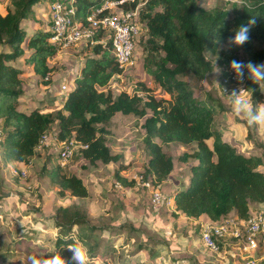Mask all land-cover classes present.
<instances>
[{
  "label": "trees",
  "instance_id": "trees-1",
  "mask_svg": "<svg viewBox=\"0 0 264 264\" xmlns=\"http://www.w3.org/2000/svg\"><path fill=\"white\" fill-rule=\"evenodd\" d=\"M44 1L12 0L11 7L3 13L0 0V49H7L0 53V167L10 162L30 164L43 135L54 125L57 141L78 142L82 146L79 155L89 164L118 163L121 156L113 155L106 144L107 126L116 114L122 113L145 118L144 144L150 159L142 169L146 179L155 177L156 185H162L174 170L173 158L164 153L163 145L194 146L191 154L179 157L182 163L190 159L196 163L191 167L189 185L172 193L175 216L179 212L188 219L206 217L220 222L235 211L239 220L246 221L257 209L255 205L264 204L262 156L241 153L237 145L225 141L223 133L214 126L218 111L197 102L195 90L184 80L191 75L204 81L216 68L207 53H214L227 44L234 37L235 29L247 25L252 16L256 17V23L250 29L249 39L240 48L232 46L231 61H239V53L243 52L247 63H264V0H243L244 4L232 15L221 5L206 10L199 0H149L141 14L149 37L148 46L143 50L157 61L156 69L148 67L147 73L169 99L156 97L145 85H142L144 101L137 93L114 94L108 89L112 79L123 70L112 55L111 41L102 43L106 34L99 30L93 36L96 42L93 54L86 57L74 87L62 96L55 115L44 114L45 107L29 113L19 110V101L24 95L21 77L25 71L14 65L24 60L45 86L51 84L46 80L52 72L49 63L61 48L50 44L53 35L50 30L28 36L23 28L24 23L32 20L35 7ZM107 1L111 0H73L76 11L73 20L87 22ZM136 6V2L124 5L125 9ZM158 6L161 11L153 13ZM256 44L263 47L257 48ZM161 53L163 57L155 56ZM247 89L255 98H262L259 85L248 81ZM44 170L47 171V167ZM63 170L58 163L47 172L52 184L59 188L57 194L88 198L89 190L84 181ZM123 170L121 165L115 171L116 183L125 188L134 187L136 181L123 177ZM87 214L83 205L58 209L52 218L59 232L53 244V257L59 254L67 264H74L68 247L82 242L80 237L76 240L74 233L88 223ZM197 226L201 229L200 223Z\"/></svg>",
  "mask_w": 264,
  "mask_h": 264
},
{
  "label": "rangeland",
  "instance_id": "rangeland-1",
  "mask_svg": "<svg viewBox=\"0 0 264 264\" xmlns=\"http://www.w3.org/2000/svg\"><path fill=\"white\" fill-rule=\"evenodd\" d=\"M11 2L12 0H1V9L3 13L6 12V8L11 7ZM51 2L52 0H46L40 4L41 7L35 8L40 18L39 21L43 20L41 23H44L43 29L45 31L50 29V16L48 10L51 6ZM139 3L142 6V14L146 4L142 0H139ZM199 4L209 11L221 5L232 15L244 4V1L199 0ZM161 9V6H158L152 12H158L161 11ZM33 20H35L33 22L36 23H30L26 26L29 31H32L34 27L40 26L39 21L36 20L35 17ZM35 32H32L30 35ZM148 38L143 28L141 39H139L136 48V63L134 67L129 70H124L121 75L114 77L108 86L115 94L126 92L133 95L137 93L144 101L145 94L142 92V85H145L154 91L153 93L156 97L163 99L168 98L159 85H157L147 73L148 67L153 68V70L156 69L157 61L151 58L146 50H143L144 46H148ZM95 45L96 44H91L85 40L70 49H61L58 55L49 63L54 74H49L48 79L51 83L53 82V78L56 79V84L54 86L51 84L48 90L44 92L40 90L42 88L41 86L44 85L43 82L38 78L37 80L32 78V74H27V78L25 79L27 96L26 99L22 98L19 101V110L29 113L37 108H49L50 105L44 101H41L40 104L33 108L28 106V101H35V97H39V95H44L45 98L48 95H56L61 99V91L59 92L60 82L65 79L68 87H74V80L71 78H73L77 71L81 69L82 65H84L86 57L93 54ZM256 47L261 48L263 45L256 44ZM4 50L7 49H0V53ZM232 54V46H229L228 43L221 46L218 51L214 53H207V57L211 59L216 68L220 71L217 73L214 70L204 81L191 75L184 77L188 86L195 90L197 102L212 106L208 101L213 104V102H215L214 99L220 101L219 97L223 100L228 98L221 93L219 87L220 80L225 76L224 74L227 75L229 71H231L228 67L231 62ZM155 56L163 57L164 54L161 53ZM239 61L247 64V57L243 52L239 53ZM219 64H222V66H219ZM14 65L22 68L25 73H27V70L31 69L29 65L24 63V60H19L15 62ZM246 79L251 81L247 72H245V78L243 80ZM61 104L62 101L60 100V105ZM26 107L27 110H24ZM215 107L217 111H220V105H215ZM59 108L60 107H56L52 114L55 115ZM225 111V109H222L218 112L220 113L219 116ZM48 113L50 112L44 114L47 115ZM228 116L229 119L231 117L228 122L231 124L235 116L232 114ZM215 126H217V124H215ZM54 127L55 125L44 134L46 138H48V141L41 143L36 153L39 162H41V158L50 159L51 163L49 165L47 163L48 161L45 162L46 164L43 162L39 165L34 164V169L30 176L27 172V178L14 177L11 174L12 169L15 167V162H10L9 165L0 167V264H49L53 257L54 240L59 232L58 229H54V227L46 224V222H48L47 220L49 218L52 219L55 217L58 209L72 204L79 206L83 205L88 212V223L84 225V228L78 232L76 231L74 236L76 240H78L79 237L83 239L82 242L79 243H83L88 249L90 257L89 264L220 263L213 258V254H211L213 252L211 251L210 253V250H206L202 244L199 235L200 229L199 226H197L198 223L191 222L190 220H180L179 223L175 224V227L174 225H168L169 222L171 223L170 220L176 223L175 220L178 219L179 216H175L174 214L170 215V212L164 210L175 211V207L174 205L168 207L166 204L154 207L152 204L153 195L151 191L143 188L139 183L140 173L145 172L142 167L130 169V171L133 172L128 179L135 180L136 183L134 187H132L133 189L127 190L125 187H122L120 183H116L115 181L114 174L120 166L115 169L111 168L113 174H111L112 172L108 173L110 169L107 165L102 162L95 165L89 164L81 158L79 151L76 149L68 163L62 166L64 168L63 171L67 175L76 174V176L81 178L89 190V197L77 199L71 198V196L69 197V194H66L65 197L59 196L57 194L58 191H54L55 188L58 190L59 188L52 184L47 175V172L51 170L48 167H54L60 163L58 152H56L54 148V137H57V132L54 130ZM229 131L230 130L225 131L223 136V139L227 142H229L230 136L232 135ZM49 143L50 146L47 147ZM177 145L182 146L181 144ZM263 145L262 142L261 146H259V150L262 149V158L264 160ZM238 150L240 151L241 147L238 146ZM41 152L43 154H41ZM143 157L144 156H142V158ZM45 167H47V171L44 170ZM260 170L264 171V166H262ZM110 176H112L111 182L109 181ZM16 178H18V180ZM134 191L136 194H139L141 198H134ZM147 191L150 193H147ZM258 206L261 209L263 208V210L256 209L252 213L264 212V204H258ZM102 208L110 212L112 211L113 214L121 212L124 218H119L118 224L111 227V223L108 220L109 218H106L105 212L101 211ZM89 211L91 212L92 220L89 219ZM154 212L160 213L159 215L162 217H167L169 221H165L162 224L155 222L154 224L153 220L147 219L148 215ZM131 214L133 217L130 216ZM136 215H140L141 220H143L142 223L140 222L141 225L138 228L139 230L135 228L133 223L141 221ZM110 218L112 219V217ZM149 220L151 222H149ZM41 224L42 226H40ZM167 227H169V230H173L167 233L165 229ZM41 229L45 230L44 235L39 232ZM50 231H53V233ZM105 231L109 232L107 233ZM40 238L42 239L40 240ZM155 240H157V242H155ZM170 240L174 241V245H169ZM198 245L199 248H196ZM218 255L225 258L224 260L232 259L237 263L239 260L240 263L238 264H246L241 257L239 248L236 246L228 249L227 253ZM256 258L257 264H264V246L260 252L256 253Z\"/></svg>",
  "mask_w": 264,
  "mask_h": 264
},
{
  "label": "built area",
  "instance_id": "built-area-1",
  "mask_svg": "<svg viewBox=\"0 0 264 264\" xmlns=\"http://www.w3.org/2000/svg\"><path fill=\"white\" fill-rule=\"evenodd\" d=\"M142 1L146 4L149 0ZM72 2L73 0H52L49 8L50 31L53 34L50 43L61 49H70L85 40L96 44L93 36L101 30L106 34L102 43L111 41L112 55L119 67L123 71L132 69L136 63L137 44L144 28L141 21L142 6L139 0L107 1L101 9L87 18V22L73 20L76 11ZM135 2L137 3L136 8L125 9L124 5H131ZM80 73L81 69L76 75ZM46 80H49L48 77ZM247 84V79L238 82L234 73L229 71V74L220 80L219 88L223 95L228 96L234 90H248ZM70 88L66 82L60 85L63 97L67 95ZM247 94L248 91L245 95ZM47 139L43 135L41 143L47 142ZM53 142L62 166L68 163L76 149L79 150L82 147L75 140L59 143L54 137ZM49 146L50 143L47 147ZM11 174L14 177L27 178L26 171L12 169ZM140 174L139 183L143 188L151 191L154 207L163 204L168 207L174 205L173 200L162 192L161 185H156L154 176L146 179L145 172ZM199 235L204 247L213 253H227L228 249L236 246L246 264H257L256 253L260 252L264 246V212L252 213L246 221L226 218L220 222H202Z\"/></svg>",
  "mask_w": 264,
  "mask_h": 264
},
{
  "label": "crops",
  "instance_id": "crops-1",
  "mask_svg": "<svg viewBox=\"0 0 264 264\" xmlns=\"http://www.w3.org/2000/svg\"><path fill=\"white\" fill-rule=\"evenodd\" d=\"M37 7H41V6L38 5ZM34 17L36 20L39 21L40 18L38 17L35 9H34V16H33L32 20L24 23V25H23L28 36L32 32L44 30L43 29L44 23L43 24L41 23V22H43V20L39 21L40 26L34 27L32 31H29L26 28V26L29 25L30 23H32V24L36 23V22H33V21H35V20H33ZM82 67H83V65H82ZM82 67H81V69H82ZM27 74H30V75L32 74L31 77L36 79V80H37V78L39 79V77L33 73L32 68L30 70H27V73H25L24 76L21 77V79L23 81V87H24V90H23L24 95L22 98H25V99L27 96V93H26L27 90L25 88L26 87L25 79L27 78ZM51 74L53 75L54 73L52 72ZM33 76H35V77H33ZM76 77H77V75H74V77L71 79L75 80ZM64 82H65V79H63V81L60 82V84H63ZM51 84H52V86H54L56 84V79L53 78V82ZM50 85H48V86L42 85L41 86L42 88L40 90L44 92L45 90H48ZM250 95H251V100H252V103L254 106L259 105V104H264V93H263L262 98H255L252 94H249V93L247 95H245V97L247 98ZM35 99H36L35 100L36 102L34 100L28 101L29 107H32V108L36 107L38 104L41 103V101H44L45 103L47 102L50 105V107L49 108L45 107V109H47V110L44 109L45 111H43V113L50 112L48 114H52L55 111V108L60 106V100L62 98L60 99V97H57L56 95L55 96L54 95H48L46 98L44 97V95H39V97H35ZM165 99L168 100L169 97L165 98ZM214 100H215V102H213V104L210 101H208L210 103V105H212V106H208L206 104L205 105L208 107H214L215 109H216L215 105H220V107H221L220 111L222 109L226 110L220 116H219L220 113H218V116L216 117V120H215V124H217V126H215V124H214L215 128H218L223 133V136H224L225 131L230 130L229 133H232V135L230 136L229 143L241 147L242 151L241 150L240 151L242 153H245L246 155L262 156L263 151H262V149L259 150V146H261L262 142L264 144V127H260V128L252 127V128H250L246 125V122L242 118H238V117H234L232 120V123L229 124L228 122L231 119V117L229 119V116H228L229 114H231V110H230L231 101H230V99L227 98L226 100H223L219 97L220 101H218L216 99H214ZM27 107L24 110H27ZM220 111H218V112H220ZM144 121H145V118L140 119L139 117H136L135 115H124L122 113H118L112 118V120L110 121L109 126L107 128L108 135H107L106 144L110 148L111 153L113 155H120L121 156V160L118 163H112V164L107 165L108 168L110 169V170L108 169L109 170L108 173L112 172L111 168L115 169L116 167H119L122 165L124 167V170L122 171L121 175L128 179L133 172V171H130L131 168H133V169L141 168L144 163H148L150 156H149V153L146 150V147L144 145V138H145V130L143 129ZM54 130L57 132L56 126L54 127ZM156 142L160 143V140L156 139ZM177 144H179V143H172V144H168V145H163L164 153H166V155H168L169 157H172L173 161H174V170L172 171L170 176L161 185L162 192L164 193V195H166L167 197H170V198L172 197V193L174 191L181 189V188H186L189 185L190 178H191V167L196 163V161L193 159H190L189 162H187V163L180 162L179 157L184 153L191 154L194 151V146L193 145H189V146H183L182 145V146H180ZM142 152H143V154H142ZM41 154H43V153L41 152ZM142 156H144V157L142 158ZM40 161L43 163L48 161L47 162L48 165L51 163L50 162L51 160L50 159L48 160V158H46V159L41 158ZM41 162H39L37 159V156H35L32 159V161L30 162V164L26 165L23 163H15V167L13 169L26 171L29 173V176H30L31 172L34 169L33 165L34 164L39 165ZM45 164H43V165L46 166ZM7 165H9V163ZM51 167H48V168L51 169ZM128 169H129V171H128ZM111 174H113V172ZM112 176L109 177L110 182L112 180ZM133 178H134V175H133ZM128 180L130 181L131 179H128ZM0 181H1V178H0ZM126 189L129 190V189H133V188H126ZM54 191L56 192V191H58V189L55 188ZM134 192H133L134 198H141V196L139 194H136V192L135 193ZM147 193H150V192L147 191ZM69 197H70V195H69ZM63 207H65V206H63ZM255 207L258 210H263V208L261 209L258 205H255ZM101 211H104L106 218H109L108 220L111 223V225H110L111 227H114L115 224H118L119 218L120 219L124 218V216L122 215L121 212H119L117 214H113L112 211L110 212L109 210L103 209V208L101 209ZM164 211L170 212V215L173 214V212H175L172 210H164ZM159 214L160 213L154 212V213L148 215L147 219H150L151 221L153 220L154 224H155V222L158 224H162L165 221H169V219L167 217H162ZM176 215L179 216L178 219L175 220L176 223H174V221L172 222V220H170L171 223L169 222L168 225H170V226L174 225V227H175V224L179 223L180 220H190L191 222L200 223V224L202 222L204 223L206 221H210L206 217H202L197 222V220L188 219L185 215H182L179 212H176ZM130 216L133 217L132 214ZM110 217H112V219ZM136 217L140 218V220H141L140 215H136ZM227 218L237 219L238 217H237L236 212L233 211L232 213H230L227 216ZM89 219L92 220L90 211H89ZM113 219H115V220H113ZM150 220H149V222H151ZM47 221L48 222H46V224L54 227L52 224L53 221L51 218H49ZM140 222L142 223L143 220L139 221L138 223H137V221L133 222L135 225V228L137 230H139L138 228L141 225ZM128 223H131V222H128ZM125 224H126V222H125ZM40 226H42V224ZM82 228H84V226L78 228L76 231L78 232ZM165 229H166L167 233H170V230H173V229L169 230V227H167ZM39 232L42 235H44L45 230L41 229ZM50 232L53 233V231H50ZM105 232L108 233L109 231H105ZM41 239L42 238H40V240ZM171 240H173V239H171ZM171 240L169 241L170 242L169 245L172 246V245H174L173 244L174 241H171ZM155 242H157V240H155ZM164 244H168V243H164ZM196 248H199V245L196 246ZM210 253H211V251H210ZM211 254H213L212 256L214 259H216L217 262H220L218 264H222V263L238 264V263H240L239 260L237 263L232 259L224 260L225 258H223L222 256H220L218 254H215V253H211Z\"/></svg>",
  "mask_w": 264,
  "mask_h": 264
},
{
  "label": "clouds",
  "instance_id": "clouds-1",
  "mask_svg": "<svg viewBox=\"0 0 264 264\" xmlns=\"http://www.w3.org/2000/svg\"><path fill=\"white\" fill-rule=\"evenodd\" d=\"M256 17L252 16L247 25H241L235 29L234 37L228 41L229 46L240 48L246 44L249 39L250 29L255 25ZM230 70L235 74L237 81L245 78V72L254 84L259 85L260 91L264 93V63L253 64L251 62L245 64L242 61L232 60L230 62ZM219 69L215 68V72L219 73ZM248 90H234L230 95L226 96L231 101V114L235 117L242 118L246 125L250 128L264 127V104L254 106L251 95L247 98L245 93ZM68 250L72 252V261L74 264H89V252L83 243H74L69 245ZM49 264H67L61 255L52 257Z\"/></svg>",
  "mask_w": 264,
  "mask_h": 264
}]
</instances>
